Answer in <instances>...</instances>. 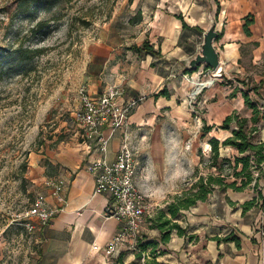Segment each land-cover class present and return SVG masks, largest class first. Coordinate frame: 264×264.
Wrapping results in <instances>:
<instances>
[{
  "label": "crops",
  "instance_id": "crops-1",
  "mask_svg": "<svg viewBox=\"0 0 264 264\" xmlns=\"http://www.w3.org/2000/svg\"><path fill=\"white\" fill-rule=\"evenodd\" d=\"M139 1H132L133 12L126 19L134 28L129 44L124 45L125 40L113 44L106 37L95 43L93 58L102 63L86 91L95 94L109 86H118L124 89L119 100L132 104L127 124L111 134L104 157L107 161L115 159L125 132L130 145L139 153L136 186L151 204L138 239L155 242V246L142 249L138 242L136 246L123 244L119 252L106 255L105 244L121 222L104 215L109 195L94 192L95 183L88 167L102 153L96 148L95 139L86 140L82 130L81 142L53 160L64 166L59 175L47 176L64 179L65 203L48 223L38 227L36 264H264V167L258 187L262 198L245 211L242 205L257 197L252 188L239 192L229 188L224 197L215 189L205 200L182 209L172 219L186 228V235L173 230L170 239L163 243L154 220L160 209L169 217L166 204L170 198L164 197L180 195L188 189L183 181L201 165L199 157H189L188 152L179 148L184 144L200 146V138L207 136L203 144L210 150L209 138L222 141L236 128L234 121L228 129L219 128L231 114L246 118L248 127L253 125L252 109L245 104L243 92L258 108L262 104L263 109L259 110L264 114V0H226V18L221 29L216 27L218 36L214 40L222 77L214 79L210 73L206 74L209 70L204 65L196 71L187 69V62L197 53L207 29L201 4L195 0L181 4L174 15L162 10L159 1L150 12ZM217 1L216 14L219 13ZM135 15H138L136 20ZM144 41L159 54L129 49L131 44L140 46ZM206 79L212 83L200 84ZM202 85L206 86L202 88ZM196 89H200L198 101L189 107L188 95ZM160 91L164 93L159 95ZM200 123L211 127L210 131L204 133L203 126L198 128ZM254 125L260 130L259 140L264 141L262 115ZM102 132L109 136L111 130L104 128ZM229 150L234 151L233 147H225L223 151ZM209 162L210 155L205 165L209 169L207 174L215 171ZM195 174L194 179L207 175ZM42 188L46 191L43 185ZM48 200L53 201L49 196ZM229 234L237 242L223 239ZM93 244L98 249H92Z\"/></svg>",
  "mask_w": 264,
  "mask_h": 264
},
{
  "label": "rangeland",
  "instance_id": "rangeland-1",
  "mask_svg": "<svg viewBox=\"0 0 264 264\" xmlns=\"http://www.w3.org/2000/svg\"><path fill=\"white\" fill-rule=\"evenodd\" d=\"M24 1L0 0V264H36L38 227L28 231L24 223L38 222L27 219L25 212L42 192L41 180L59 175L64 168L53 160L82 140L74 112L80 93L95 79L102 63L93 58L92 49L102 37L113 44L122 40L124 45L129 44L134 31L126 21L133 12V0H41L28 5ZM158 1L162 10L175 15L181 4L194 0L139 2L150 12ZM216 1L195 0L202 6L207 29L211 21L221 29L226 18V0H219L217 14ZM40 21L45 22L44 26L37 28ZM20 49L30 50L31 58L18 60ZM190 98L194 106L198 95H188L189 107ZM259 106L263 109L262 104ZM202 126L200 123L198 128ZM189 134L192 137L194 131ZM216 134L219 135L218 130ZM252 134L255 141L260 139V130ZM206 137L200 138V146L184 144L179 148L201 161L183 181L185 186H191L195 173L209 172L205 165L210 150L203 144ZM225 147L232 148L220 146V157L233 159L236 149L224 152ZM251 170L254 176L258 175L254 167ZM223 173L228 175L227 182L233 179L228 164H224ZM225 192L220 195L224 197ZM173 196L164 198L171 200Z\"/></svg>",
  "mask_w": 264,
  "mask_h": 264
},
{
  "label": "built area",
  "instance_id": "built-area-1",
  "mask_svg": "<svg viewBox=\"0 0 264 264\" xmlns=\"http://www.w3.org/2000/svg\"><path fill=\"white\" fill-rule=\"evenodd\" d=\"M208 73L213 79L222 77L220 67L213 72L209 70L206 74ZM199 90L196 89L194 95H198ZM123 94L124 89L114 85L95 94L82 91L79 96V106L74 112V118L83 130L84 138L86 140L94 138L96 148L102 153L88 167L95 183L94 192L109 195L110 199L104 208V215L121 222L119 229L105 244L104 249L108 256L119 252L123 244L136 246L139 229L151 208L147 196L136 186L135 152L125 132L115 159L107 161L104 157L111 134L115 129H121L127 124L128 112L132 104L119 100ZM191 98L189 103L193 107ZM104 128L111 130L109 136L103 134ZM64 184L63 178H43L42 185L46 191L38 193L25 212L27 219L35 218L38 222L36 224L30 220L26 221L24 224L28 231L45 225L57 211L63 208ZM48 196L53 201H49ZM92 249L96 250L98 246L93 244Z\"/></svg>",
  "mask_w": 264,
  "mask_h": 264
},
{
  "label": "trees",
  "instance_id": "trees-1",
  "mask_svg": "<svg viewBox=\"0 0 264 264\" xmlns=\"http://www.w3.org/2000/svg\"><path fill=\"white\" fill-rule=\"evenodd\" d=\"M38 2L41 0H25L23 3L28 5L29 2ZM131 2V0H130ZM43 4L42 2L40 5ZM218 10L219 11V3ZM182 19L181 15L177 16ZM45 22H38L36 24L37 28H42ZM185 26V23L183 22ZM138 53H150L157 55L159 52L155 51L153 47L144 41L140 46L133 43L129 46ZM31 53L30 50L20 49L17 52V59L20 61H26L31 58L28 54ZM160 91L158 94H163ZM245 104L252 109L251 122L253 125L247 126V119L244 117L239 118L236 114H231L226 116L224 121L219 125L221 129L230 128V124L234 121L236 123V128L232 130L231 136L220 141L215 137L209 138L208 143L210 144V162L209 167H215L217 174L209 173L206 176L200 175L194 180L191 186L184 190L180 195H174L171 200L166 204V211L169 217L165 213L164 209L157 211L154 217L156 227L160 230V241L165 243L170 239V234L173 230L176 231L178 235H186V228H183L176 221V219L182 209H188L192 205H195L198 201L205 200L213 190L218 189L220 192H225L227 189H232L233 191H243L245 188H252L256 193L257 197H253L251 200L245 202L242 205V211L249 209L256 203V200L262 198L261 189L259 187V178L263 173L264 165V141H255L253 139V132L259 130L257 125H254L259 120L262 115L264 121V114H260V110L255 101L249 98L246 92H243ZM211 127L203 125V132L206 133L210 131ZM264 130V126H263ZM232 146L238 151V155L230 158H221L219 154L220 146ZM224 164H228L232 169L233 179L230 182L226 181L227 174H224ZM252 167L258 170V175L254 176L252 173ZM196 176V174L194 175ZM192 237V236H191ZM224 240H234L237 242V238L231 234L225 236ZM138 247L145 249L148 245L155 246V242H141L138 239ZM152 264V263H147Z\"/></svg>",
  "mask_w": 264,
  "mask_h": 264
},
{
  "label": "water",
  "instance_id": "water-1",
  "mask_svg": "<svg viewBox=\"0 0 264 264\" xmlns=\"http://www.w3.org/2000/svg\"><path fill=\"white\" fill-rule=\"evenodd\" d=\"M217 36L218 32L211 21L208 29L203 32L202 43L198 47L197 53L187 62L188 70L196 71L200 65H204L213 72L220 67L219 53L214 46V40ZM201 87L203 88L204 86L202 85Z\"/></svg>",
  "mask_w": 264,
  "mask_h": 264
},
{
  "label": "bare ground",
  "instance_id": "bare-ground-1",
  "mask_svg": "<svg viewBox=\"0 0 264 264\" xmlns=\"http://www.w3.org/2000/svg\"><path fill=\"white\" fill-rule=\"evenodd\" d=\"M192 83H193V84H196V81L193 80ZM205 83H211V79H206V80H204L203 82H201L200 84H205ZM199 87H200V86H199ZM194 94H195V92L192 93V95H194Z\"/></svg>",
  "mask_w": 264,
  "mask_h": 264
}]
</instances>
